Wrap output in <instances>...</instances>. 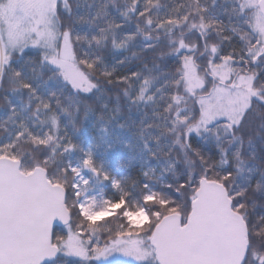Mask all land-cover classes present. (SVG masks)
I'll return each mask as SVG.
<instances>
[{
  "label": "snow or ice",
  "instance_id": "snow-or-ice-1",
  "mask_svg": "<svg viewBox=\"0 0 264 264\" xmlns=\"http://www.w3.org/2000/svg\"><path fill=\"white\" fill-rule=\"evenodd\" d=\"M0 264H264V0H0Z\"/></svg>",
  "mask_w": 264,
  "mask_h": 264
},
{
  "label": "trees",
  "instance_id": "trees-1",
  "mask_svg": "<svg viewBox=\"0 0 264 264\" xmlns=\"http://www.w3.org/2000/svg\"><path fill=\"white\" fill-rule=\"evenodd\" d=\"M89 135H90V133H89ZM111 166H112V168L114 170H119V171L123 172L124 174H127V170L126 169H119L118 168V165H117V163H116V161L114 159L111 160ZM102 242H103V238H102Z\"/></svg>",
  "mask_w": 264,
  "mask_h": 264
}]
</instances>
